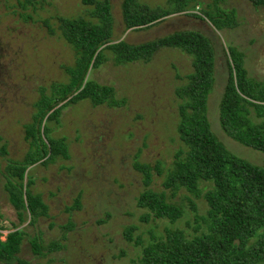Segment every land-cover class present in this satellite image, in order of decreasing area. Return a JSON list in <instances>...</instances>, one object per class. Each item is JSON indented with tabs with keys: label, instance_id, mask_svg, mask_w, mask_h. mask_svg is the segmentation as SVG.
Returning <instances> with one entry per match:
<instances>
[{
	"label": "rangeland",
	"instance_id": "1",
	"mask_svg": "<svg viewBox=\"0 0 264 264\" xmlns=\"http://www.w3.org/2000/svg\"><path fill=\"white\" fill-rule=\"evenodd\" d=\"M108 1L113 41L136 45L178 31L199 32L210 40L214 51V82L206 103L210 130L230 154L264 168V154L229 139L217 121L227 48L241 54L246 78L264 82V7L254 8L245 0H193L195 9L186 14L169 15L147 29L125 30L122 0ZM137 1L151 8L164 7L167 0ZM90 8L81 0H0V150H4L0 154V241L15 231L21 238L15 258L0 264H17L16 259L26 264H138L141 247L125 241L126 227L135 228L132 236L143 245L151 237H162L165 229L191 234L193 213L187 198L197 215L205 212L202 198L183 190L173 197L164 191L168 201L184 212L174 223L165 219L141 222L145 211L135 206L143 186L133 164H158L161 174L152 173L149 188L162 191L173 156L183 148L175 130L180 103L176 89L191 72L190 58L176 49L160 48L147 63L116 65L105 51L106 60L89 70L87 78L112 88L118 105L94 107L79 101L44 122L48 137L59 140L64 153L25 171L22 184L30 183L27 191L38 197L45 213L33 224L28 217L17 221L4 188L5 167L21 162L30 151L24 126L31 123L39 94L47 95L51 84H66L69 77L64 69L72 67L75 59L73 50L59 37L56 18H88ZM218 10L223 16L232 15L231 28L216 30L201 14ZM250 116L253 122L259 121L253 113ZM204 186L199 183L201 193ZM75 200L78 207L72 208ZM32 241L40 247L39 255L32 252ZM53 243L58 247L49 250Z\"/></svg>",
	"mask_w": 264,
	"mask_h": 264
},
{
	"label": "trees",
	"instance_id": "2",
	"mask_svg": "<svg viewBox=\"0 0 264 264\" xmlns=\"http://www.w3.org/2000/svg\"><path fill=\"white\" fill-rule=\"evenodd\" d=\"M29 2V0H26ZM193 0H167L164 7H148L137 0H122L121 19L125 30L147 29L165 17L195 9ZM254 8L264 7V0H245ZM91 7L88 18L58 17L59 37L75 54L72 67L64 71L66 84H51L48 94H39L31 123L24 126V139L30 151L19 163L5 167L4 188L8 203L16 212L17 221L29 218V224L45 213L38 197L31 196L22 184L25 171L35 163L47 164L64 153L59 140L48 137L44 122L55 119L69 104L88 101L91 106L118 105L112 98V88L100 86L87 78L89 70L98 68L111 54L112 62L147 63L160 48L176 49L190 58L191 72L184 85L176 89L180 103L177 107L176 134L183 148L178 149L161 182L162 191L149 188L152 173L161 174L158 164H133L141 175L143 190L135 198V206L145 212L141 222L165 219L174 223L184 214L183 209L168 201L164 191L173 197L183 190L194 198H202L206 209L195 213V205L188 199L193 213L191 234L179 229H165L159 238L151 237L143 244L133 238V226L123 230L125 241L141 247L138 264H264V168L230 154L210 130L206 118V103L213 78L214 51L210 40L195 31H178L161 38L128 45L113 41V20L108 0H81ZM201 14L216 30L231 28L232 15L202 11ZM223 17H222V16ZM198 18V16L192 14ZM51 34L53 32H50ZM226 78L217 107V121L221 131L232 141L264 154V82L257 83L245 76L241 54L227 48ZM59 105V106H58ZM259 120L253 122L250 114ZM4 150L1 148L0 154ZM199 183L206 184L203 193ZM78 207L77 200L72 208ZM19 231L9 233L0 241V261L10 263L19 252ZM32 252L41 253L34 241ZM51 244L49 250L56 249ZM17 264H26L16 259Z\"/></svg>",
	"mask_w": 264,
	"mask_h": 264
}]
</instances>
